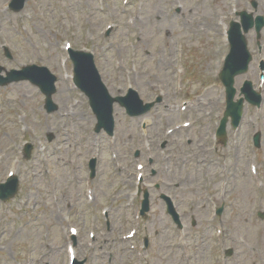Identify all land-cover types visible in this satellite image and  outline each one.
<instances>
[{
	"label": "rangeland",
	"instance_id": "rangeland-1",
	"mask_svg": "<svg viewBox=\"0 0 264 264\" xmlns=\"http://www.w3.org/2000/svg\"><path fill=\"white\" fill-rule=\"evenodd\" d=\"M8 2L0 0V65L7 71L19 70L29 63L46 65L60 80L54 96L59 107L52 113L45 111L44 95L29 81L0 86V182L16 170L21 183L18 197L0 206V264H67L73 226L78 229V257L88 255L87 264H98L103 261L98 251V209L112 205V220L118 227L130 218L122 205L123 191L115 198L107 195L112 187L123 183L117 174L114 182L107 179L112 174L110 159L114 151L126 159L129 141L141 140L144 135L158 139L165 127L190 116L196 119L213 111L208 116L212 121L217 115L222 117L225 89L216 75L228 48L220 23L231 20L237 1L230 0L232 4L227 7V0H28L19 14L6 10ZM240 9L253 10L250 0H240ZM257 13L264 16V0H259ZM250 35L254 54L256 36L253 31ZM261 42L264 45V30ZM66 43L95 55L102 79L114 96L125 94L129 87L136 89L143 101L161 94L168 110L159 104L145 118L133 121L116 105L114 137L98 135L87 98L68 78L71 62L64 67ZM3 45L10 48L12 58L5 56ZM178 77L183 79L184 90L176 99ZM246 78L259 86L255 62L247 75L237 78L236 86ZM183 99L192 106L180 112L178 102ZM212 121L206 124L211 132ZM241 130L216 155L203 140L205 135L210 139L206 130L183 131L176 137L180 140V155L172 157L169 164L176 171L165 178L174 188L161 192L175 194L177 210L185 214L182 222L188 226L185 230L191 246L190 264H216L213 256L222 253L223 245L218 246V251L214 240L218 232L214 233L205 219L208 198L224 183L229 193L224 217L225 247L234 251L228 264H264V219L258 216L259 211L264 213V103L260 109L246 106ZM257 132L262 135L258 149L252 143ZM49 134L54 135L53 141L48 140ZM190 134L194 138L192 145L183 147L182 136L191 138ZM25 141L33 142L34 158L22 164L21 147ZM206 149H210L211 156L200 163L206 158ZM93 157L101 161L97 176L91 179L87 165ZM222 157H229L227 178H223L226 171ZM38 158L44 160L40 162ZM120 164L125 168L126 161ZM45 169L49 170L47 175ZM193 172L197 174L191 175ZM216 173L221 182L213 187L205 176ZM158 195L154 194L152 201L148 251L153 256L152 264H179L174 257L160 263L174 234ZM189 204L194 211L188 210ZM95 233L97 242L90 248L88 241ZM126 258L118 254L114 264Z\"/></svg>",
	"mask_w": 264,
	"mask_h": 264
},
{
	"label": "water",
	"instance_id": "water-1",
	"mask_svg": "<svg viewBox=\"0 0 264 264\" xmlns=\"http://www.w3.org/2000/svg\"><path fill=\"white\" fill-rule=\"evenodd\" d=\"M257 23V30L260 31L262 26L264 25V21L261 18H258ZM252 26L251 21H248L246 23L245 28L248 29ZM233 40V49L231 52L230 57L227 60V64L224 70V73L222 75V80L224 84L227 86L228 89V103L230 111L225 114V119L223 122V126L221 129V132L224 129V124L226 117L228 115L234 116V117H240V112L235 113L236 110L240 111L242 107V103H233V97H234V90L232 88L233 84V78L235 75L244 72L247 68V65L250 61L249 54L246 51V42L243 37H240L239 35V27H235L233 30L232 35ZM75 62H76V80L79 85L82 87H85L84 90L89 94V96L92 99V105L94 107L95 112L100 117V124L98 127V130L100 129V126H102L104 123L107 122V115L111 114V105H112V99L109 98V100H105L106 93L104 91L103 85L98 79L97 74L95 73L93 69V62L92 59L86 55L82 54H75ZM49 72L43 71L41 76L37 75L34 70L30 69L23 74H26L22 77L21 73L14 72V74L18 75L16 79L21 78H29L34 83L38 84L42 91L46 94V107L48 111H52L55 109V107L52 104L51 96L55 92V77L52 76ZM40 79V80H39ZM11 79H8L7 81H10ZM6 80L0 77V84H5ZM98 95H100V99H98ZM123 100H121L122 102ZM127 106V101H126ZM256 144H259V136H256ZM16 184H14L13 187H15Z\"/></svg>",
	"mask_w": 264,
	"mask_h": 264
}]
</instances>
